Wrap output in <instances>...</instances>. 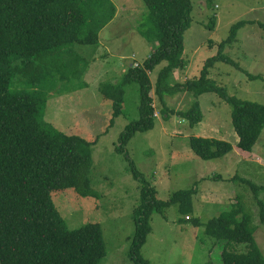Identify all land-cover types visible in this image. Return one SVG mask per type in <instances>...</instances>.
Listing matches in <instances>:
<instances>
[{"label":"rangeland","instance_id":"rangeland-1","mask_svg":"<svg viewBox=\"0 0 264 264\" xmlns=\"http://www.w3.org/2000/svg\"><path fill=\"white\" fill-rule=\"evenodd\" d=\"M119 10L113 24L103 29L93 46L67 45L46 61L43 74L47 98L43 120L66 133L97 141L91 145V186L97 197L80 196L73 188L54 191L52 201L66 227L76 229L87 223L100 224L106 253L99 264H133L129 256L134 234L132 210L139 202L140 182L133 176L130 161L115 147L124 127L140 117L137 82L124 86L122 113L112 117V103L99 91L102 82H117L127 69L141 64L156 42H148L139 33L147 26V7L143 0H112ZM189 28L184 33L183 58L186 66L175 69L168 78L174 85L196 79L206 60L218 53L233 24L244 21L236 38L226 43L223 54L230 61H216L208 77L223 86L229 95L264 104V0H192ZM214 17L210 29V18ZM148 27V26H147ZM38 61V60H37ZM39 62V61H38ZM163 61L150 73L155 87ZM260 75L250 78L249 75ZM23 79V78H22ZM20 78L17 89L31 90ZM13 88V87H12ZM14 89V88H13ZM199 103L202 118L190 126L179 112ZM154 126L137 131L126 146L129 158L147 181L155 186L158 198L168 199L179 189L196 188L193 217L203 225L180 222L184 216L177 205L151 214V231L141 254L149 264H219L225 241L216 242L204 230V224L239 201L252 216L254 238L264 255V222L259 219V205L253 189L240 179L264 185V129L253 146L251 157L237 147L238 136L231 122L232 107L215 92L195 97L188 91L165 94L163 102L154 96ZM168 110V115L161 112ZM154 113V114H155ZM106 131V132H105ZM191 136L228 141L232 150L222 157L202 159L190 146ZM264 202V189L257 191ZM232 248L245 251V243Z\"/></svg>","mask_w":264,"mask_h":264},{"label":"trees","instance_id":"trees-1","mask_svg":"<svg viewBox=\"0 0 264 264\" xmlns=\"http://www.w3.org/2000/svg\"><path fill=\"white\" fill-rule=\"evenodd\" d=\"M147 7V26L139 33L156 47L141 63L130 66L117 82H102L99 91L112 103L114 119L122 113L124 86L139 85V119L128 123L118 138L115 149L130 161L133 176L140 182L139 202L132 210L134 234L129 256L133 264H149L141 254L151 231V214L177 205L184 216L180 222L201 226L193 217V195L196 188L179 189L162 200L154 185L145 179L129 158L126 146L137 131L154 126L157 95L163 102L165 94L191 92L195 97L215 92L231 105V122L238 136L237 147L251 157L253 146L264 129V104L229 95L223 86L208 77L216 61H230L223 48L236 38L244 21L233 24L226 39L219 43L218 53L206 60L199 77L168 84L175 69H183L184 33L192 19V0H143ZM210 4L211 0H206ZM111 0H0V264H99L106 253L99 223L68 229L52 201L54 191L73 188L80 196L97 197L89 177L92 166L90 148L97 141L66 134L43 120L47 98L44 76L46 61L67 45L93 46L98 33L114 18ZM211 29L214 17L210 18ZM264 29V24L261 25ZM39 62H38V61ZM155 87L149 73L161 62ZM258 78V75H249ZM22 79L31 90L14 87ZM14 89H13V88ZM161 112L168 115V110ZM195 125L202 118L197 101L179 112ZM106 132V131H105ZM190 146L202 159L222 157L232 150L228 141L191 136ZM254 191L259 205V219L264 222V202L256 185L240 178ZM205 233L216 242L225 241L219 264H264V255L254 238L252 216L237 201L204 224ZM233 243H245V251L232 248ZM211 264V263H207Z\"/></svg>","mask_w":264,"mask_h":264},{"label":"crops","instance_id":"crops-1","mask_svg":"<svg viewBox=\"0 0 264 264\" xmlns=\"http://www.w3.org/2000/svg\"><path fill=\"white\" fill-rule=\"evenodd\" d=\"M112 1V0H111ZM114 5H115V3L114 2H112ZM115 7H116V12H115V15H114V18L111 20V21H109L102 29H100V31H99V33H98V36L100 35V33H101V31L103 30V29H105L106 27H108V26H110L111 24H113L114 22H115V20L118 18V15H119V10H118V8H117V6L115 5ZM98 42H99V40H98Z\"/></svg>","mask_w":264,"mask_h":264},{"label":"built area","instance_id":"built-area-1","mask_svg":"<svg viewBox=\"0 0 264 264\" xmlns=\"http://www.w3.org/2000/svg\"><path fill=\"white\" fill-rule=\"evenodd\" d=\"M155 115H157V114L155 113Z\"/></svg>","mask_w":264,"mask_h":264},{"label":"clouds","instance_id":"clouds-1","mask_svg":"<svg viewBox=\"0 0 264 264\" xmlns=\"http://www.w3.org/2000/svg\"><path fill=\"white\" fill-rule=\"evenodd\" d=\"M155 115V114H154ZM156 116V115H155Z\"/></svg>","mask_w":264,"mask_h":264}]
</instances>
